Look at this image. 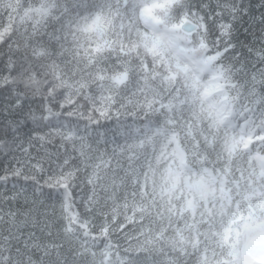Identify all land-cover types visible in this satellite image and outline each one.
I'll return each instance as SVG.
<instances>
[{"label":"snow or ice","instance_id":"obj_1","mask_svg":"<svg viewBox=\"0 0 264 264\" xmlns=\"http://www.w3.org/2000/svg\"><path fill=\"white\" fill-rule=\"evenodd\" d=\"M0 152V264H264V0H0Z\"/></svg>","mask_w":264,"mask_h":264},{"label":"trees","instance_id":"obj_2","mask_svg":"<svg viewBox=\"0 0 264 264\" xmlns=\"http://www.w3.org/2000/svg\"><path fill=\"white\" fill-rule=\"evenodd\" d=\"M4 18L6 19V14L4 15ZM80 103H83V101L81 100ZM58 110V109H56ZM65 112L70 111V109L66 108L64 110ZM73 123L77 122V121H81L82 118L78 115H73L70 118ZM121 119H125V117L121 116ZM101 123L105 126V128H112L114 126V120L113 121H104L102 120ZM31 126V124L29 125ZM82 123H81V127H82ZM103 130V129H101ZM44 131H47V129H45ZM56 142H59V138H56ZM14 164V161L11 160V154H5L4 152H0V176L4 175V171L3 169L5 167H11ZM45 167H47V165H45ZM37 179H40V176H37ZM41 184H43V180L40 179ZM79 183V182H78ZM13 184H16L17 187L23 186L24 188H26L28 190L29 193H31L32 191V184L30 181L25 182L23 180V178H20L18 181L17 180H13L10 179L9 182L7 184H2L0 183V193H3L4 195H10V190L12 189ZM88 191L87 188H85V186L83 184H79V186L77 185H73V189H72V194L73 196L76 198L75 199V203L77 204V206H79L80 204V200L81 198L84 196V194ZM44 192L45 194H50V190L47 189L46 187L44 188ZM57 200H59V196H57L56 198ZM58 204H57V208H58ZM121 220L123 219V217H119ZM101 221L99 219H96L93 221L94 225H98ZM127 230V229H125ZM98 234V229L96 231L93 232V235H97ZM124 234V232H119V233H114L112 236L113 241L115 242L118 237H122ZM97 243H100L99 241H97ZM120 243L126 247L127 245L125 244V242L123 240H120ZM102 247V244H101ZM215 252L218 253L220 251V249L218 247H215ZM96 250V249H94Z\"/></svg>","mask_w":264,"mask_h":264},{"label":"clouds","instance_id":"obj_3","mask_svg":"<svg viewBox=\"0 0 264 264\" xmlns=\"http://www.w3.org/2000/svg\"><path fill=\"white\" fill-rule=\"evenodd\" d=\"M143 30V29H142ZM258 217H264V213H257ZM257 221L250 222V226L246 227L244 221H238L232 225V233L230 237L222 247H218L220 251L216 253L220 260L228 258V254L231 251V246L234 243H238L239 247H243L246 242H251L258 238L259 229L256 228Z\"/></svg>","mask_w":264,"mask_h":264}]
</instances>
